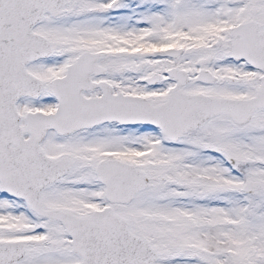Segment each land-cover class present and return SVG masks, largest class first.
<instances>
[{
    "label": "snow or ice",
    "instance_id": "1",
    "mask_svg": "<svg viewBox=\"0 0 264 264\" xmlns=\"http://www.w3.org/2000/svg\"><path fill=\"white\" fill-rule=\"evenodd\" d=\"M0 264H264V0H0Z\"/></svg>",
    "mask_w": 264,
    "mask_h": 264
}]
</instances>
